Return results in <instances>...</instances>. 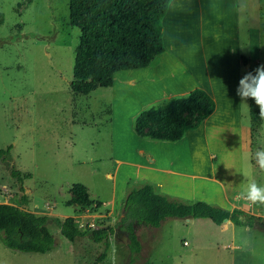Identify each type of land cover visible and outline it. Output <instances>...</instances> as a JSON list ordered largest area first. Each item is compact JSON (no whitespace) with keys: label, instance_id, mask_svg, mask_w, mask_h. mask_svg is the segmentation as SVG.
Instances as JSON below:
<instances>
[{"label":"rangeland","instance_id":"obj_1","mask_svg":"<svg viewBox=\"0 0 264 264\" xmlns=\"http://www.w3.org/2000/svg\"><path fill=\"white\" fill-rule=\"evenodd\" d=\"M237 4L240 51L248 59L243 64L240 58L245 75L264 65V0H237ZM0 13L4 16L0 23V149L11 147L9 157L0 158V201L19 202L18 183L10 173L16 168L26 189L27 209L54 215L62 208L71 216L56 217L80 228L114 226L106 257L97 264H264V238L254 239L251 247L244 225L233 223L222 229L208 218L175 217L158 227L135 224L142 248L131 253L127 232L115 226L119 214L89 215L100 202L110 205L112 194L114 180L106 175L114 172L116 164L110 90L102 87L81 95L70 87L80 31L70 24L69 0H0ZM159 62L157 57L151 65ZM160 67L179 72L176 84L185 85L182 68L172 65L167 56H161ZM244 102L248 105V99ZM243 107L248 124L249 108ZM263 126L264 119L260 148H264ZM258 144L252 157L244 159L246 186L253 166L258 169L253 168L254 177L264 186V170L254 159ZM75 183L88 188L91 205L74 202L78 198L72 190ZM260 207L264 210V205ZM50 226L56 237L51 251L11 249L0 240V264H94L104 251L103 242ZM235 242L242 248L235 247Z\"/></svg>","mask_w":264,"mask_h":264},{"label":"crops","instance_id":"obj_2","mask_svg":"<svg viewBox=\"0 0 264 264\" xmlns=\"http://www.w3.org/2000/svg\"><path fill=\"white\" fill-rule=\"evenodd\" d=\"M163 31L165 49L158 56L160 62L119 70L107 87L116 164L114 172L106 175L114 182L110 205L95 200L100 202L99 208L89 215L117 216L128 181L147 179L170 197L246 209L262 217L263 224L255 226L258 229L246 226L252 247L254 239L264 238V210L261 204L249 206L241 198L247 188L244 159L252 157L257 145H252L250 123H244L246 110L237 95L239 80L244 76L237 0H171ZM161 56L182 68L185 85L176 84L179 72L160 67ZM195 88L204 89L214 100V109L199 126L186 128L176 141L144 138L136 133L134 120L141 110ZM261 135L259 132V138ZM251 163L253 166L252 159ZM253 168L258 170L251 168L250 181L260 185ZM61 209L54 215L71 216L72 212ZM231 224L227 220L219 226L226 229ZM234 246L242 248L241 243Z\"/></svg>","mask_w":264,"mask_h":264},{"label":"trees","instance_id":"obj_3","mask_svg":"<svg viewBox=\"0 0 264 264\" xmlns=\"http://www.w3.org/2000/svg\"><path fill=\"white\" fill-rule=\"evenodd\" d=\"M170 1L69 0L70 24L80 31L70 83L72 91L88 95L99 87L111 86L119 70L153 64L165 49L163 18ZM3 20L0 13V23ZM241 61L247 64L248 59L242 54ZM213 109V98L204 89L195 88L141 110L135 117L134 129L144 138L176 141L186 128L199 126ZM249 109L251 142L256 146L262 119L252 98H249ZM10 148L0 149V158L7 159ZM10 173L18 183L20 196L18 203L0 202V240L5 246L28 252H49L56 245V237L50 230V225L55 224L74 237L90 236L95 242L104 243V251L94 264L106 257L109 234L114 226L103 230L80 228L67 225L54 215L27 209L28 197L21 172L12 168ZM72 188L78 196L75 203L91 205L85 185L75 183ZM119 216L115 226L127 232L131 253H139L142 248L135 224L158 227L169 217L208 218L216 225L227 220L250 227L263 224L262 217L246 209H228L202 200L170 197L147 179L128 181Z\"/></svg>","mask_w":264,"mask_h":264},{"label":"clouds","instance_id":"obj_4","mask_svg":"<svg viewBox=\"0 0 264 264\" xmlns=\"http://www.w3.org/2000/svg\"><path fill=\"white\" fill-rule=\"evenodd\" d=\"M237 95L246 107L249 108L244 101L247 98L254 99L259 107V116L264 119V65L255 69V74L249 72L245 74L238 83ZM250 110V109H249ZM255 164L261 170H264V148L258 149L254 154ZM241 198L246 200L251 205H264V186L258 185L255 181H250L244 192L241 193Z\"/></svg>","mask_w":264,"mask_h":264},{"label":"built area","instance_id":"obj_5","mask_svg":"<svg viewBox=\"0 0 264 264\" xmlns=\"http://www.w3.org/2000/svg\"><path fill=\"white\" fill-rule=\"evenodd\" d=\"M186 243V242H185Z\"/></svg>","mask_w":264,"mask_h":264}]
</instances>
